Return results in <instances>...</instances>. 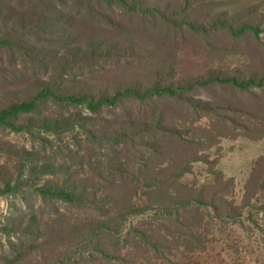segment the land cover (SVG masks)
Instances as JSON below:
<instances>
[{
	"label": "trees",
	"instance_id": "16d2710c",
	"mask_svg": "<svg viewBox=\"0 0 264 264\" xmlns=\"http://www.w3.org/2000/svg\"><path fill=\"white\" fill-rule=\"evenodd\" d=\"M162 1L0 0V264H160L233 211L234 179L183 178L237 135L235 93L264 77L177 78L183 26L207 25ZM263 187L261 157L246 198Z\"/></svg>",
	"mask_w": 264,
	"mask_h": 264
},
{
	"label": "rangeland",
	"instance_id": "374dc122",
	"mask_svg": "<svg viewBox=\"0 0 264 264\" xmlns=\"http://www.w3.org/2000/svg\"><path fill=\"white\" fill-rule=\"evenodd\" d=\"M177 1H184L186 9L175 20L193 23L194 27L207 25L206 31L183 26L186 41L178 51L177 78L204 76L210 69L240 79L250 75L256 79L264 77V0L162 2L169 5L167 9L179 11ZM235 20L248 21L252 27L236 34V28L227 29L220 24L236 23ZM235 95L246 104L242 105L243 113H226L238 120L237 135L222 139L209 150L210 162L195 163L193 172L183 178L191 186L210 184L214 177L209 170L215 167L225 178L234 179L233 196L227 198L233 211L222 218L213 214L206 228L209 241L204 249L191 254L173 251L160 264H264V187L253 198L245 195L255 164L264 157V87L237 91ZM197 96L208 98L204 92ZM8 204V199H0V214L7 213Z\"/></svg>",
	"mask_w": 264,
	"mask_h": 264
}]
</instances>
